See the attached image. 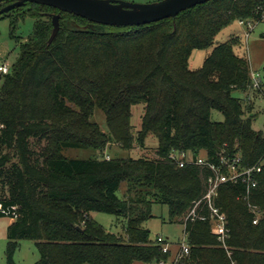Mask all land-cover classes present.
<instances>
[{
  "label": "trees",
  "instance_id": "16d2710c",
  "mask_svg": "<svg viewBox=\"0 0 264 264\" xmlns=\"http://www.w3.org/2000/svg\"><path fill=\"white\" fill-rule=\"evenodd\" d=\"M11 3L4 1L0 8ZM60 30L48 43L52 16ZM27 14L33 33L20 42L8 73H0V216L8 227V264L18 241H35L38 264H146L170 260L147 222L152 205L166 204L170 221L181 220L190 253L177 264H264V131L253 128V77L237 55V36L217 44L198 69L196 49L213 46L216 35L236 20L262 21L264 0H210L175 18L145 25L112 26L26 2L9 17L14 34ZM142 105L139 127L133 108ZM96 108L108 132L92 118ZM212 110L225 116L211 120ZM158 140L156 157H109L113 143L124 149ZM67 148L99 151L90 159L69 158ZM219 162L221 153L241 155L244 167L262 165L258 185L220 187L217 206L226 213L227 251L212 222L185 218L202 200L211 171L176 164L172 152ZM124 189L123 197L118 192ZM249 203L262 210L258 224ZM15 211V214H13ZM197 212L209 215L202 200ZM92 212L124 220L126 237L107 230Z\"/></svg>",
  "mask_w": 264,
  "mask_h": 264
},
{
  "label": "rangeland",
  "instance_id": "374dc122",
  "mask_svg": "<svg viewBox=\"0 0 264 264\" xmlns=\"http://www.w3.org/2000/svg\"><path fill=\"white\" fill-rule=\"evenodd\" d=\"M136 3H151L159 0H125ZM35 19L27 14L18 22L14 31L11 29V20L9 17L0 18V72L4 63L13 65L20 53V42H25L33 33ZM253 27L239 23V20L232 22L223 28L215 37L212 47L206 49L194 50L190 58V68L198 69L202 66L205 59L211 54L213 48L222 42L230 40L237 36L239 43L234 47L237 55L245 57L252 73L258 75L261 80L259 87H253L250 92L241 90L234 91L233 95L242 99L250 98L253 115V128L257 131H264V19L262 21L252 22ZM20 40L18 42L17 40ZM142 105H136L133 108L132 122L135 130L140 124V115ZM93 120L99 124L105 132L109 131L104 112L96 108L92 116ZM225 116L218 110H212L211 120L214 122H223ZM158 140L149 136L145 142V147H135L132 150L124 149L120 144L113 143L106 149L105 155L113 158L117 157H156V148ZM64 154L69 158L90 159L99 156V151L85 148H67ZM124 187L118 192L123 197ZM152 217L147 222V227L151 230V236L156 238L162 235L171 243L172 254L179 253L180 244L184 239V223L181 220L170 221L169 208L166 204L154 203L152 205ZM92 217L101 223L107 230L126 237L124 220L118 221L115 215L92 212ZM13 218L9 216H0V264H8L7 246H8V227ZM178 255V254H177ZM40 258L39 251L35 241L30 239H21L18 241L17 249L13 255L15 264H38ZM183 258V257H182ZM135 264H142L137 262Z\"/></svg>",
  "mask_w": 264,
  "mask_h": 264
},
{
  "label": "built area",
  "instance_id": "2783aa9c",
  "mask_svg": "<svg viewBox=\"0 0 264 264\" xmlns=\"http://www.w3.org/2000/svg\"><path fill=\"white\" fill-rule=\"evenodd\" d=\"M252 22L254 21L239 20L240 24L246 25L248 26V28L253 27ZM10 66V64L4 63L1 67L0 73H8L10 70ZM252 77L253 87H259L261 80L258 75L252 73ZM107 158H109V156H107ZM170 158L181 167L190 163H195L211 171L210 175L207 177V188L202 198L205 205L209 209V215H205L196 211L198 205L202 201L200 200L191 209V211L185 218V221H187L188 219H200L202 221L212 222L213 233L217 236V239L220 242L221 246L229 251V246L227 245V241L230 237L228 218L226 213L223 212L221 208L216 204L220 187L226 183L244 182L247 186V193H249L252 188L257 187L258 185L256 174L262 171V165L257 164L254 166L244 167L242 164L243 160L241 155H230L224 152L220 154L218 163L211 161L207 156H199L194 159L193 156L187 152L174 151L170 155ZM0 208L2 207L0 206ZM249 208L250 211L254 214L253 223L258 224L262 216L261 208L251 203H249ZM13 214L16 215L15 211H13ZM157 239L162 246L163 252L167 253L171 251V243L166 238H164L162 235H158ZM178 251L179 253H176V255L170 260L150 261L146 264H177V262L182 257L190 253V245L188 244L186 234H184L183 242L180 244V248ZM228 254L231 255V252L229 251ZM233 264L235 263L233 262Z\"/></svg>",
  "mask_w": 264,
  "mask_h": 264
},
{
  "label": "water",
  "instance_id": "95a60500",
  "mask_svg": "<svg viewBox=\"0 0 264 264\" xmlns=\"http://www.w3.org/2000/svg\"><path fill=\"white\" fill-rule=\"evenodd\" d=\"M11 3L0 8V16L26 2L48 5L86 18L90 21L112 26L145 25L166 18H175L181 12L210 0H159L136 3L125 0H0ZM53 20L51 43L60 30L61 13L49 14Z\"/></svg>",
  "mask_w": 264,
  "mask_h": 264
},
{
  "label": "crops",
  "instance_id": "0c3cea01",
  "mask_svg": "<svg viewBox=\"0 0 264 264\" xmlns=\"http://www.w3.org/2000/svg\"><path fill=\"white\" fill-rule=\"evenodd\" d=\"M91 216H92V213H91ZM172 251V250H171ZM176 255V254H175ZM175 255H173V257L175 256Z\"/></svg>",
  "mask_w": 264,
  "mask_h": 264
}]
</instances>
